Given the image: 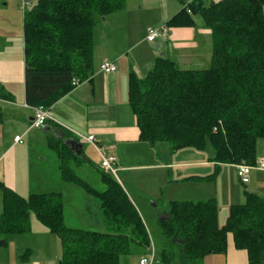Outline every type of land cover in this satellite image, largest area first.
<instances>
[{"label":"trees","instance_id":"1","mask_svg":"<svg viewBox=\"0 0 264 264\" xmlns=\"http://www.w3.org/2000/svg\"><path fill=\"white\" fill-rule=\"evenodd\" d=\"M126 5L127 0H37L25 10L29 105L51 108L75 87L73 79L84 81L94 74L96 26ZM197 15L213 33L208 69H181L162 55L145 78L131 75L130 103L141 137L152 144L168 141L173 151L204 150L210 144L218 162L255 164L258 142L264 139V0L187 1L166 25L195 26ZM56 150L62 180L97 199L107 228L67 225L60 192L25 198L2 185L0 234L29 233L35 213L60 237L61 264H120L121 257L134 249L147 252L152 244L148 228L120 181L95 166L104 185L98 188L76 172L89 161L84 153L77 155L63 143ZM246 196L244 203L231 205L224 225L219 223L215 198L169 203L158 219L169 240L162 261L201 264L206 255L226 252L233 243L248 252L249 264H262L264 195L248 191ZM6 243L0 238V245Z\"/></svg>","mask_w":264,"mask_h":264},{"label":"crops","instance_id":"2","mask_svg":"<svg viewBox=\"0 0 264 264\" xmlns=\"http://www.w3.org/2000/svg\"><path fill=\"white\" fill-rule=\"evenodd\" d=\"M20 1L24 0H13L12 2L16 4L17 12L23 19L21 39L18 40L11 33L9 21L6 20L4 12L0 13L2 14L0 15V91L4 93V96L0 97L2 111L0 119V213L3 212L2 185L14 189L25 198L32 193L57 191L63 196L65 221H67V213L69 219L76 217L78 220L79 224H74L73 227L104 231L107 226L100 204L94 196L63 180V184L68 185L63 188L59 187V189H46V191H43L46 184L44 179L41 186L36 187L33 184L34 154L37 152L41 154L43 148L57 153L59 159L56 150L59 143L65 144L77 155L84 153L89 159L86 163L92 166V171L96 172V175L95 166L103 169L101 164H95L94 161L97 158L102 160L101 153L90 142L81 140L79 134L84 136L95 134L102 151L106 155L117 156L116 167L121 170L122 179H125L127 184L121 181L120 183L127 190L146 226L145 217L151 219L154 214L158 217L160 214L163 215L161 212L168 207L169 203L180 199L179 192L189 199L187 201L193 202L215 198L221 210L226 204L227 209L230 210L232 204L244 203L240 202L244 201V194L236 181V164L218 162L215 160L216 155L206 157L199 153L202 154L199 158H187L184 162L172 164L166 161L156 162L154 168L161 170L162 174H166L169 170V175L167 174L164 179L160 177L159 181H163L161 191H157L158 196L156 197L153 196L154 186L148 180L142 182L141 188L132 183L131 177L127 180V171L133 162L145 164L153 161L151 159L155 154L159 156L154 150L156 143L152 144L141 137L137 116L130 103L131 75L134 73L140 78H145L153 69L156 59L162 55L168 56L181 69L203 70L208 69L212 64L213 33L212 29L204 24L201 16H196L195 26L166 25L167 21L183 8L184 2L192 0H181L182 2L165 0L160 9L161 17L155 22L152 21V12L159 14L158 9H151L146 16L137 15L135 10L131 11V0H127L126 8L120 11L122 19L120 22L125 26V28L119 27L120 39L105 43L101 49L95 45L94 74L80 81L51 106L55 120L48 121L42 127H30L35 114V106L29 105L26 100L24 12L27 6L25 10L21 6L23 10L21 12L18 4ZM26 1L31 7L37 2V0ZM204 1L211 3L220 0ZM4 5L8 6L9 1ZM162 26H166V31L156 39L148 40L149 29ZM112 30L117 29L113 26ZM106 60L113 62L117 70L102 71L101 65ZM17 135L22 136V143L15 141ZM71 144L75 147L77 144L82 146L74 150ZM87 146L92 148L89 154ZM77 150L82 152L79 153ZM258 159L264 160V139L258 142L256 161ZM217 170L219 171L214 177H209ZM226 170L230 181L224 177ZM248 184L251 186L246 192H257L264 195V169L254 168ZM150 207L152 209H149ZM34 214H31L29 233L3 237L7 243L0 245V264H56L60 260L57 243L56 252L52 247L54 240L52 234L54 233ZM90 214L96 215V218H88ZM32 234L38 235V240L45 245L30 246L29 238ZM28 249L30 252L24 256ZM147 252H139V255L130 253L123 255L120 264H141L140 259L148 257ZM156 263L157 261L154 264ZM163 263L161 259L159 264ZM201 264H249V257L246 250L239 249L230 243L226 252L208 254Z\"/></svg>","mask_w":264,"mask_h":264},{"label":"rangeland","instance_id":"3","mask_svg":"<svg viewBox=\"0 0 264 264\" xmlns=\"http://www.w3.org/2000/svg\"><path fill=\"white\" fill-rule=\"evenodd\" d=\"M9 1V5H4L5 2ZM13 0H0V13L4 12L5 17L7 18L6 20L9 21L10 24V31L11 33L18 38H22V32H23V19L19 16L18 10L16 7V4L12 2ZM26 1V0H25ZM130 1V0H128ZM165 0H131L130 2V7L131 11L135 10V13H138L137 15H145L149 14L151 12V9H158L159 14L156 12H152V21H157L161 17V12L160 9H162V5ZM182 2L181 0H178ZM22 1H20L18 4L20 5V11L23 12V8L21 9V4ZM23 3V2H22ZM4 5V6H3ZM27 9L29 10L31 8V5L28 4L26 5ZM157 6V8H156ZM2 15V14H0ZM200 17V16H199ZM5 20V21H6ZM121 16H120V11L116 12L115 14L108 15L104 19L100 20L98 25L96 26V45L99 46L101 49L102 45H105V43H109V41L115 42V40L120 39V28H125V26L120 22ZM124 20V19H123ZM111 25V26H110ZM9 26V25H8ZM113 26L117 30H112ZM33 133V132H32ZM31 133V134H32ZM30 134V135H31ZM29 135V136H30ZM28 136V137H29ZM88 154L89 151L92 152V148L87 146ZM155 152L159 154H155L154 158H152L150 162H146L145 164L143 162H133L129 167V171H127V180L129 177L132 179V183L135 184L136 187L141 188L142 187V182L144 180H148L151 184L154 186L155 194L153 195L154 197L158 196L157 191H161V185L162 181L160 180V177H163V179L167 176L169 170H167L166 174H162L161 170L155 169L154 165L157 164L156 162H168L169 164L176 163V162H184L187 158H199L200 155H205L208 157L211 155V157L216 155V151L212 145H208L204 150H198L196 148L188 147V148H183L182 150L180 149L179 151H173L170 142L168 141H158L156 142V145L154 146ZM194 151V152H191ZM205 151V152H202ZM86 152V153H87ZM95 153V152H94ZM190 153L191 156H190ZM202 153V154H199ZM34 168H33V184L35 186H41L42 180L44 179L45 181V190L46 189H59V187H65V185L68 184H63L61 179V170L59 169V159L57 158V153L54 151H49L47 149L42 148V153L39 154L38 152L34 154ZM95 164L100 165L101 164V159H94ZM117 168V167H116ZM256 169H259L258 167H254ZM118 170V169H117ZM166 171V170H165ZM176 171V169H174ZM76 172L82 176L83 178L87 179L89 182H91L94 186L98 188H104V185L102 182H100L97 179L96 172L92 171V166H89V164H84L82 168L76 169ZM124 173V171H123ZM237 173V183L239 184V188L241 189L242 193L244 194V201L241 200L240 202H245L246 201V190H249V186L251 184H242L238 172L236 169ZM113 175L122 183L125 182L124 184H127L125 179H122V172L121 170H118L117 173H113ZM169 175V174H168ZM96 176V178H94ZM228 181H230V176L228 174V171L226 170V174L224 176ZM42 178V179H40ZM130 179V178H129ZM140 183V184H138ZM128 186V185H127ZM130 188V187H129ZM131 191V189H130ZM133 194V193H132ZM180 199H177V201H187V199L182 192H179ZM30 195H28L29 197ZM211 198H208L209 200ZM206 201V200H204ZM152 203V202H151ZM226 205H223V210H221L220 206L218 205L219 208V219H220V225H224L226 223L227 217L229 215V209L226 207ZM231 207V206H230ZM149 209H152L150 207ZM35 215V214H34ZM97 215V213H96ZM96 215H88V218L93 217L94 219L96 218ZM36 216V215H35ZM32 217V216H31ZM66 223L67 225H74V224H79L78 220L76 217H72L69 219L68 214L66 213ZM159 217L154 214V217L152 215L151 219H148V217H145V220H147V228L149 231V234L151 236L152 242L155 243L154 248L156 251V264H159L162 259V251L163 249L168 247L169 240L168 238L163 234L162 229L159 225L158 222ZM5 237L4 234H0V238ZM34 237V238H33ZM38 235L32 234L31 238H29V244L30 246L34 247L35 244L38 245H45L43 242H40L38 240ZM53 241H52V247L53 251L56 252V243H57V252L59 251V254L61 256L60 260L56 262V264H60L63 256V245L60 237L56 234H52ZM59 245V248H58ZM55 247V248H54ZM141 252L138 249H134L132 253L130 254H138ZM42 253V252H41ZM139 255V254H138ZM148 257H150V250L146 254ZM178 256V255H177ZM159 259V260H158ZM155 261V262H156ZM164 264V263H163ZM173 264H178L177 260H174Z\"/></svg>","mask_w":264,"mask_h":264},{"label":"built area","instance_id":"4","mask_svg":"<svg viewBox=\"0 0 264 264\" xmlns=\"http://www.w3.org/2000/svg\"><path fill=\"white\" fill-rule=\"evenodd\" d=\"M26 5H28L27 1H23L22 3V8L25 10ZM166 31V26H162L159 28H150L148 31V40L152 41L159 37L162 33ZM101 70L104 72H114L117 70V66L111 62V61H104L101 65ZM80 83L79 79H73V84L76 86ZM50 120H55L54 116L52 115L51 108H48L43 105H39L35 107V114L34 117L30 123V127H42L44 126L48 121ZM79 137L83 141L90 142L92 145L95 146V148L101 153L102 155V160H101V167L106 170L109 173H116L117 168H116V162L118 160L116 155H106L103 151L102 148L99 145V140L96 137L95 134H90L87 136L79 134ZM16 142H23L22 136L17 135L15 137ZM237 166V172L238 176L241 180L242 183L247 184L251 180V173L254 167H258L260 169H264V160L263 159H258L255 164H248L246 162H241L236 165ZM151 247H150V257H142L140 259L141 264H154L156 261V251L154 248V243L151 242Z\"/></svg>","mask_w":264,"mask_h":264},{"label":"water","instance_id":"5","mask_svg":"<svg viewBox=\"0 0 264 264\" xmlns=\"http://www.w3.org/2000/svg\"><path fill=\"white\" fill-rule=\"evenodd\" d=\"M71 146L73 147V146H74V144H71ZM80 146H82V145H80V144H77V145H76V147L74 146V148H73V149L75 150V148H79ZM77 151H79V153H81V152H82V151H80V150H77Z\"/></svg>","mask_w":264,"mask_h":264}]
</instances>
